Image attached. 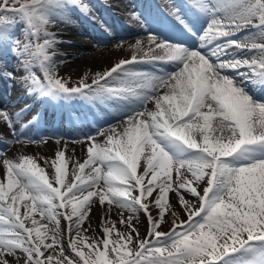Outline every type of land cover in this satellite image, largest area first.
Here are the masks:
<instances>
[{"label": "snow or ice", "instance_id": "obj_1", "mask_svg": "<svg viewBox=\"0 0 264 264\" xmlns=\"http://www.w3.org/2000/svg\"><path fill=\"white\" fill-rule=\"evenodd\" d=\"M55 10L95 19L88 0H0V45L9 41L17 14L28 36L43 39L34 47L47 83L32 72L23 79L42 95L116 102L127 115L119 130L111 126L100 131L103 143L87 138L88 158L75 162L71 175L63 150L43 167L32 156L3 159L0 264H264V98L254 95L264 89V43L251 38L264 39V0H187L184 9L174 6L170 16L193 35L204 21L197 46L150 33L149 43L163 55L120 60L96 73L91 83L84 78L75 87L54 76L55 52L48 50L57 41L45 26L53 22ZM130 19L145 21L135 11ZM249 28L256 33L236 38ZM29 50L25 44L23 52ZM253 50L258 55H243ZM156 62L172 63L179 71L156 76L136 67ZM22 65L28 70L27 62ZM6 75L16 79L14 72ZM150 101L154 110L146 107ZM0 120L15 135L6 112L0 111ZM181 190L198 203L186 200ZM170 192L178 196L187 220L180 221L172 211L177 218L163 232L161 222L172 208ZM97 201L132 214L143 211L148 237L133 242L136 229L129 216L120 223L131 231L117 232L113 240L115 222L102 218L100 251L98 242H89L81 232L90 205ZM150 205L159 210V219L153 218ZM60 217L67 222L72 258L65 255ZM110 244L114 259L108 258Z\"/></svg>", "mask_w": 264, "mask_h": 264}, {"label": "bare ground", "instance_id": "obj_2", "mask_svg": "<svg viewBox=\"0 0 264 264\" xmlns=\"http://www.w3.org/2000/svg\"><path fill=\"white\" fill-rule=\"evenodd\" d=\"M92 15L94 16L95 13L92 12ZM56 21H59V20L56 19ZM81 31H89V29L85 27V29H81ZM67 32L74 33L72 30L62 31V33H67ZM90 32L94 33V31L92 30ZM63 36L65 37L66 35H63ZM72 41L74 40L72 39ZM138 41H139V46L137 47ZM144 42H145L144 37H141V38L136 37L133 40L116 41L112 45H102V44H99L98 42H95L94 44H90V43H85L84 45L82 44V47H77L78 46L77 44H74L75 46H72V45L62 46L64 48L63 51L65 50V53H67V55L65 56L63 55V53L58 52V50H54L55 55L52 57V59L55 65V69L66 70L72 74L84 73V75L92 79V77H94L96 73H102L103 71L108 70L114 64L118 63L120 60H126L132 57L133 55H139L140 53L147 54V53H144V48L147 47L144 45ZM48 51L49 53L53 52V50H48ZM18 86L19 84H15L14 88L16 87L18 89ZM2 87H3V90L0 93V103L1 104H3L5 100H7L4 97H5V94L8 93L7 84H3ZM163 90L164 89L161 88L159 92H162ZM164 91L162 92V94L164 93ZM17 94L20 95L21 93H13V97ZM148 106L152 108V110H154L155 108V105L151 103L148 104ZM2 107L5 108V105ZM14 110L10 112L5 111L10 114L9 116L11 117V119H12V115L15 114ZM33 119L34 117L32 118V120ZM122 121L123 120L116 123L115 125L118 130H119V125L121 124ZM40 124L42 125L41 131H44L46 127H43L42 121L40 122ZM30 128L31 130H33V124H31ZM0 131H2V133H0L1 136L3 137L2 138L0 136L1 139H3L2 141L5 142L6 144L11 145L10 149L0 159V165H2L3 159L5 158L16 160L20 156L27 155V156L34 157L37 160L38 164L41 167H43L45 160L50 161L54 159L55 154L58 151L63 150L65 152V160L67 163L66 170L69 173V175H71L72 168L75 162L82 163L85 159L88 158L87 157V147L89 146V141L87 138H83V139L78 138L76 140L75 139L72 140V139H69L68 137H62L61 139H55L56 141L43 139L38 142L37 141L36 142H31V141L26 142V141H20V140H15L14 142H12L11 140L13 138V135L11 134L10 129L7 127L6 122H4L3 120H0ZM46 132L52 133V134L60 132L63 135H74V134L79 135L78 132H74V130H71L70 128L59 131L56 127H54V128H49V130H47ZM104 139L105 138L101 136L99 133H97L95 136V142L97 143H103ZM85 171L87 172L88 169H85ZM139 171L140 169H138V172ZM181 171H184V170L182 169ZM187 175L190 177L191 174L188 173ZM2 177H3V169L2 167H0V178ZM173 179H175V172H173ZM204 186L206 185L202 184L198 190L202 192V188ZM183 195L185 196V194ZM185 199L188 200L187 198ZM189 201L193 202V199H190ZM168 203L172 206V208L165 215L164 221L161 222V225L159 228L160 231L171 227L172 221L176 219L177 217L179 218L180 221H184L187 218V214L184 212L183 208L181 207L179 198L175 192H170L168 194ZM150 211H151L153 218L155 219L157 217L156 215L159 210L155 208L154 205H150ZM172 211L176 212L177 217L172 216ZM140 212L144 220L146 219L145 220V231L147 233L149 230L148 219L143 211H140ZM122 217L124 219L129 217L124 209H120L115 205H112L111 207H109L107 202H105V204L102 206L97 201L96 203H93L90 205V211L85 221V225L83 226V233H85L86 235L97 233L98 229L100 227H103L102 218L105 220L113 221V222L115 221L120 222ZM37 219H39V217H37ZM60 219H61V223L64 224V228H65V225H67V222L63 219V217H61Z\"/></svg>", "mask_w": 264, "mask_h": 264}, {"label": "rangeland", "instance_id": "obj_3", "mask_svg": "<svg viewBox=\"0 0 264 264\" xmlns=\"http://www.w3.org/2000/svg\"><path fill=\"white\" fill-rule=\"evenodd\" d=\"M17 7H19V5H17ZM3 15L12 16L13 14L12 13H5ZM15 20H16L15 24L12 25L9 28L10 39L11 40L14 39V41H18L19 42L18 44H16L17 51H19V52H20V50H23L25 44H29V49H30L29 52H24V54L27 53L28 56L24 55V56H26V58L22 60L24 62H27L26 59H28L29 57H31L33 55V53L36 51L34 49V43H36L37 41L38 42H40V41L43 42V39L41 38V39H39V40L36 41L35 38H32V37L28 36L27 35V31H26V25H25L24 22H22L19 19V15L18 14L15 16ZM48 27L50 28V25L49 24H48ZM61 29H63V28H61ZM69 36H71V35H69ZM41 37H42V34H41ZM61 37L62 36L60 35V39H61ZM71 37H73V39L81 40V41H83L85 43H90L89 37L87 35L83 34L82 32H80V33H76L75 32V34H73V36H71ZM55 45H57L58 47H54L53 46V48H51L49 50H53L54 51V49H56V50H58V52L63 53V55H65V56L67 55V53H65V50L63 51L64 48L62 46H68L69 44H67L65 42H60L59 41ZM22 61H15V62H13L14 63L13 70H12V66L10 65L11 69L8 68L9 71H7V72H15L17 74L16 75L17 78L18 77L20 78V76L21 77L29 76V74H30L29 73V68L30 67L28 68V70H26L23 67V65H22ZM54 76H55V78L64 80V82L65 83H68L69 85H72L73 83H79L84 78H87V80L90 78V77H87L86 75H84V73L72 74V73H70V72H68L66 70H58V69H54ZM174 187H175V185H174ZM181 193L182 194H185L186 197L184 196V198H187L188 200L193 199V202L198 203L197 198L196 197H193L190 193H187L184 190H181ZM125 212L127 213L128 216H132L131 225H132V227H134L136 229L135 232H132L133 242H137L139 240H142V239L148 237V232L146 233V231H145V220L146 219L144 220L141 212L139 211V212H137L135 214H132V213H130L127 210H125ZM167 213H168V211L165 213V215ZM156 216L157 217L155 219H159V211H158V213H157ZM128 218L129 217H127L124 220L127 221ZM186 220H187V218L184 221H186ZM41 223H47V222L46 221H41ZM84 225H85V222H84V224L81 227V232L82 233H83V226ZM50 227H51V225H50ZM171 227L166 228V229H164L162 231L163 232H169L171 230ZM102 228L103 227H100L98 229L97 233H94V234H91V235H86L85 233H83V235L88 238V241L89 242L92 241V240H96L98 242V244H99V250L100 251H103L104 250L103 243H102V239H103V231H102ZM130 231H131V228H129L126 223L122 224V223H120L118 221H115V229L113 231V234H112L111 239H113V240L116 239V233L117 232L128 233ZM60 236L62 238V242H63L64 247H65V255H67L70 258H72L74 256V253H72L71 250L67 247L68 246V243H69V236H68V233H67V225H65V228H64V224L61 223V219H60ZM72 237L73 238L76 237L75 231H73ZM48 242H50V241H48ZM111 247H112V245L110 244L109 245L108 258L109 259H114L115 258V254L111 252ZM58 250L59 249H57V251ZM83 250L86 253L88 252V249L87 248H84ZM17 255H19L21 257V259L23 258V254L22 253H19L18 252ZM10 259H13V258H10ZM76 259L78 260V258H76ZM93 259H95V257H93ZM80 264H82V262H80Z\"/></svg>", "mask_w": 264, "mask_h": 264}]
</instances>
